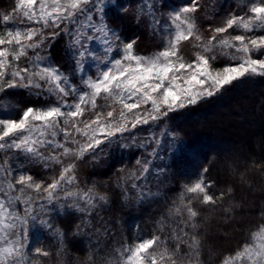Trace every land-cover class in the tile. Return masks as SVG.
Segmentation results:
<instances>
[{"label": "snow or ice", "instance_id": "obj_1", "mask_svg": "<svg viewBox=\"0 0 264 264\" xmlns=\"http://www.w3.org/2000/svg\"><path fill=\"white\" fill-rule=\"evenodd\" d=\"M164 6L157 0H141L137 7L138 18L148 16L168 36L161 50L151 56L136 54L135 41L122 40L108 23L106 13L115 7L113 0H15L9 12L0 13L4 26L0 32V113L5 114L0 116V150L13 153L0 160V264H36L38 258L51 255L43 247L31 246L34 225L51 230L62 242L63 233L45 218L47 205L63 201L61 208L91 215L108 203L107 195L79 186L78 161L87 155L95 158L103 152L102 145L143 148L147 155L137 158V168L121 177L125 184L133 180L131 188L138 190L142 203L154 195L145 187L149 174L154 170L159 180L169 166L154 164L164 159L159 137L151 135L137 143L136 130L150 124L159 127L170 113L245 77L264 76V0H250L244 5L246 11L230 13L223 26L209 25L207 38L198 26L196 14L204 7L200 0H187L169 11L166 20L156 16L158 7ZM229 30H242L243 34L233 35ZM61 34L69 37L66 54L73 63L71 72L51 58V47ZM190 38L197 41L193 47L200 51L189 61L180 45ZM217 51L231 61L222 69L213 67ZM89 61L97 65V75L85 78ZM75 76L81 86L75 83ZM11 90L38 98L47 95L55 101L40 107L30 105L17 118L14 110L19 105L12 102ZM89 112L90 117L86 116ZM127 140L131 145L121 143ZM150 144L155 147L148 151ZM183 149L174 136L168 141L173 156ZM22 160L42 164L45 169L60 165L59 175L50 182L38 180ZM208 171L204 168L194 183L184 186L180 204L173 202L167 217L158 221V232L115 249L108 264H205L197 205H211L212 211L223 214L225 223L234 218L233 188L214 190L216 182L205 178ZM166 220L173 221L167 225L170 234ZM76 230L79 233L81 225ZM219 264H264V221L249 231L237 249L223 255Z\"/></svg>", "mask_w": 264, "mask_h": 264}, {"label": "trees", "instance_id": "obj_2", "mask_svg": "<svg viewBox=\"0 0 264 264\" xmlns=\"http://www.w3.org/2000/svg\"><path fill=\"white\" fill-rule=\"evenodd\" d=\"M228 1L200 0L204 7L196 15L199 18L200 33L205 37L211 34L209 25L213 28L223 26L228 15L235 12L232 9L236 6ZM14 2L15 0H0V13L9 12L14 7ZM140 2L141 0H115V7L108 9L106 15L108 23L116 29L121 38L126 42L135 41L134 48L144 54L160 49L162 41L155 40L156 43L153 44L152 39H147L148 16L137 17ZM186 2L187 0H157L158 4L165 6L158 7L156 16L160 18ZM8 27L12 25L9 24ZM2 30L4 26L0 25V31ZM51 31L53 29H48V32ZM185 43L186 41H182L180 45L184 56L192 51ZM47 47L45 45L44 54H47ZM66 49L65 35L61 34L51 47V58L64 71L71 72L73 65ZM224 63H228V59L218 57L213 64L220 66ZM77 80L79 79L75 76L76 84ZM249 90L255 91V95L251 96V103L255 106L254 111L260 114L255 123L247 122L245 126L238 127V134L243 137L242 142L233 139L228 125L220 127L218 134L210 130V114L223 109L218 114L222 115L234 104L238 105L239 102H234L235 92L243 94L247 99L249 96L245 95V92ZM11 100L19 105V109L14 110L18 118L26 107L46 106L54 102L55 98H49L47 95L38 98L23 90H11ZM2 115L5 114L0 113V116ZM240 121H244L243 116ZM163 122H166V128L180 139L184 149L178 155L171 156L166 164L169 167L162 175L159 187L155 188L152 197L142 203L138 202V197H125L123 190L130 184H125L121 179L132 171V166L138 158V148L115 150V147H112L114 154H110L107 160L98 165L92 162L91 167L86 165L87 158L77 162L76 171L80 174L83 185L89 183L96 192L107 195L108 203L86 216L90 227L82 223L86 221L85 216L79 212L68 211L53 215L51 224L63 233L62 242L59 239L54 241L61 245L62 264H108L110 254H114L115 243L122 242L120 244L124 245L132 239L150 238L153 233L159 231L158 221L167 217L173 202L180 204L179 196L183 186L196 181L197 174L204 168L209 169L205 175L206 180L216 182L214 190L219 191L228 185L234 190L231 202L234 208L231 215L234 218L227 223L221 212L211 210V205H197L201 213L205 264H219L223 255L237 249L245 241L249 231L264 221V216L261 215L264 212V191L260 189V186L264 187V76H249L238 80L211 97L170 113ZM25 168L35 178L47 182L53 176L59 175V165L45 169L41 164L33 163ZM250 202L253 205L250 210H246L245 206H249ZM168 223L170 224V220L165 221L166 231L171 229L167 227ZM77 225H81L82 230L79 233L76 230ZM44 236L43 239L53 243L50 237Z\"/></svg>", "mask_w": 264, "mask_h": 264}, {"label": "rangeland", "instance_id": "obj_3", "mask_svg": "<svg viewBox=\"0 0 264 264\" xmlns=\"http://www.w3.org/2000/svg\"><path fill=\"white\" fill-rule=\"evenodd\" d=\"M114 2H115V0H113V3ZM249 2H250V0H229L228 1V3H232L234 6H236L235 9H232L236 13H242V12L246 11L247 9H246V7H244V5L248 4ZM168 12L166 14L162 15L161 17L166 20L167 16H168ZM147 18H148L147 26L149 27V29H148L149 31H148L147 36H146L147 39L148 40L152 39L151 41H153L152 42L153 44H155L156 41H162V47H163L165 45V43L167 42V40H168L167 34L162 29H159L155 25H153L151 23L149 17H147ZM63 27H64V25L62 24L61 28H63ZM2 31H0V32H2ZM56 31H58V30H56ZM229 32L231 34H233V35H235V34H243L242 30L236 31V32H233L232 30H229ZM256 34L259 35L261 33L257 32ZM224 35H227V34H224ZM248 35H252V34L249 33ZM205 38H207V36ZM65 39H66V48H67L68 47V43H69V37L65 35ZM196 43H197V41H195L194 38H190L185 43L192 50L188 54H185V56H184L189 61L194 59V56H193L194 52L200 51V49L193 47V45H195ZM161 48L157 49V50H154L153 52L151 51V52L144 53V54L140 53L138 50H136L134 48V52L136 54H138V55L151 56L152 54H154V53L158 52L159 50H161ZM99 54H100V50H99V47L97 46V55H99ZM209 55H211V54H209ZM215 55L217 56V59H218V57L227 58L228 59V63H224L223 65H220V66H217V65L213 64L214 68L222 69L225 65L231 63L229 58L225 57V56H222L219 53V51H217L215 53ZM69 60H70V58H69ZM22 61H23V58H22ZM71 65H73L72 62H71ZM65 72H67V71H65ZM85 74H86L85 78H87V76L95 77L97 75V65L94 64L92 61H89L87 66H86V68H85ZM77 79H79V76H77ZM77 85L81 86L80 85V79L77 80ZM245 95H247L249 97H246L247 99H245L243 94L241 95V93L235 92L234 95H233L234 100H235L234 102L235 103L239 102L238 105L234 104L232 106V108L230 107V109H228V110H226L227 109L226 108L225 109L226 111H224L223 114L220 115V116L218 114L223 109L215 110L214 112H212V114H210V116L208 118V121L210 122V130H212L213 132L218 134L220 127H226L228 125L229 130L232 132L231 135H232L233 139L236 142H242V138L243 137L239 136L238 127L245 126L247 122L255 123V119H257V116L260 114V113L257 114L254 111L255 106H254L253 103H251V101H252L251 99L253 98V97L251 98V96L255 95V91L254 90L253 91L249 90V91L245 92ZM69 102H71V99L69 100ZM231 102H232V100H231ZM249 110H252V111H249ZM91 115H92L91 112L86 113V116L90 117ZM242 116L244 118V121H240V118ZM165 123L164 122H160L159 123V127H156L155 124L144 125V126H141L139 129L136 130L137 143H139L140 141L144 140L145 138H149L151 135H155L156 137H159V139L161 141V144H160L161 154L164 156V159L163 160L154 161L155 165L167 164L168 160L171 158V156H173L172 154H170L168 152V141L173 136L178 141H180V139L174 133L170 132L166 128ZM234 131H236V132H234ZM164 133H168V135H164ZM121 143H127V144L131 145L132 141H130V140L121 141ZM116 146L117 145H115V144H113V145H102L101 147L104 149L103 152H98L97 155L95 156V158L93 156H91V155H87V157H86L87 158L86 165L91 167V163L92 162L95 163L94 165H98L102 161L107 160L106 158L110 154H114V150L111 151L112 147H115L114 148L115 150L116 149H120V147H118V146L116 147ZM152 147H155V145L154 144H150L148 146V151H151ZM133 148H136V147H133ZM138 149H139L138 158H142V157L147 155V153L145 152V150L143 148H138ZM5 155H7L9 157H12L13 153L10 150L9 151L0 150V160H2L5 157ZM11 162H12L13 165L17 164L16 159H12ZM22 163H23L24 167L25 166L28 167V164H33L35 162H33L31 160H22ZM136 168H137V165H136V161H135V163L132 166V170H135ZM58 171L60 172V165H59ZM76 175H77V178H78L79 186L81 188H85V189L93 188V186H91L89 183H84V185H83V182L81 181V177L79 176L80 174L77 171H76ZM137 175H139V172H137ZM38 180H40V179H38ZM161 180H162V176L160 177L159 180H157L155 178V171L153 170V172H151L149 174V176H148V182L145 185L146 189L150 190L151 193L154 194L155 190H156L155 188L160 184ZM48 182H50V180ZM127 182L130 184V186L128 188H126L125 190H123V192L125 194V197H138V190L131 188V184L133 183V180L132 179H128ZM194 182L195 181L187 183L185 185H191ZM136 183L140 184L142 182L141 181H136ZM260 189L262 191H264V187L260 186ZM94 191H95V189H94ZM256 191L260 192L259 190H256ZM33 195H35V193H33ZM243 198L244 197H242V199ZM61 203H63V201H55L53 204H50V205L46 206L48 210H47L45 218L49 219L50 222H51V219H52L53 215L62 214L64 212L72 211V210H69V209L61 208L60 207ZM252 205L253 204L250 202V205L248 206V204H247V206H245V209L246 210H250L249 208H251ZM97 208L95 209V211L97 210ZM21 212H22V207H21ZM83 215L85 216V220L88 221V217H86L87 215L86 214H83ZM178 222H179V217L176 218V222L175 223H178ZM170 223H173V222L170 220ZM88 227H90V225ZM53 229H56V227L53 226ZM171 231H172V229H170V230H168L166 232L168 234H170ZM44 235L50 237L52 239L53 243L51 244V243L47 242L46 239H43L42 237H45ZM30 239H31V242H32L31 246L33 248H35V247H43V248H45V249H47V250H49L51 252V255L49 257H40V258H38L37 261H36V264H62L60 262V255L62 254L61 245L58 244L57 242H54L56 239H59V240H61V239L58 236H56L51 230H49V229H41L38 225H34V226H32L31 231H30ZM136 241H137L136 239H132L131 242L126 243V244L132 245V244H135ZM120 243H122V242H120ZM120 243H115L114 244L115 249L120 248L122 246V244H120ZM115 249H114V252H115Z\"/></svg>", "mask_w": 264, "mask_h": 264}]
</instances>
